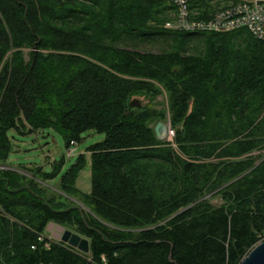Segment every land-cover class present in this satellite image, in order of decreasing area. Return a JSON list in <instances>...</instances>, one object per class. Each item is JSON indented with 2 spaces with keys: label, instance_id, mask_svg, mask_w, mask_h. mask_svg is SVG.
I'll use <instances>...</instances> for the list:
<instances>
[{
  "label": "trees",
  "instance_id": "trees-1",
  "mask_svg": "<svg viewBox=\"0 0 264 264\" xmlns=\"http://www.w3.org/2000/svg\"><path fill=\"white\" fill-rule=\"evenodd\" d=\"M174 10L172 0H0V163L12 132L55 131L68 147L105 136L89 150L90 195L77 188L84 156L63 177L69 204L0 171V264H241L264 242V155L252 156L264 152V43L247 30L169 31ZM157 44L163 52L145 49ZM161 88L173 144L155 132L164 111L130 107ZM51 224L88 240L90 254L48 243Z\"/></svg>",
  "mask_w": 264,
  "mask_h": 264
},
{
  "label": "rangeland",
  "instance_id": "rangeland-1",
  "mask_svg": "<svg viewBox=\"0 0 264 264\" xmlns=\"http://www.w3.org/2000/svg\"><path fill=\"white\" fill-rule=\"evenodd\" d=\"M221 7H223V5H206L201 9L203 14H198L197 19L206 20L207 12L219 9ZM174 15V11L169 12L168 17L170 21L176 20ZM170 21L167 22L166 26L170 24ZM203 46L204 45L199 41L194 42L191 46L189 54H199L203 49ZM145 49L147 51L159 53L163 52L165 47L161 44L146 45ZM161 90L163 92L162 95H159L156 98L142 96L135 97L134 100L139 101L143 108H148L149 110L156 113L164 111L167 115V122L165 123L167 124L169 122L171 123L169 96L165 89L161 88ZM156 123L157 122L154 123V126ZM10 137L13 142L14 150L9 158L8 163H0V171L3 173L16 174L17 177L23 180H32V183H37L39 187L46 189L47 192L45 193L48 199L54 200L56 203L63 204L66 201L62 200V198L65 197L61 190L62 179L70 171V169L77 164L78 159L81 156H84L86 159V166L79 175L77 180V188L85 195L91 194L92 168L89 150L92 147L103 143L105 141L104 135L98 134L94 131L86 132L83 134L81 142L73 148L67 146V143L61 134L51 130H42L33 134L26 133L25 135L12 132ZM169 142L173 144L174 140ZM174 149L177 150L178 147L175 145ZM261 155H264V152L254 153L252 156L254 158H258ZM245 158H240L239 161H242ZM38 170H41L44 175H52L56 172L57 177L48 181L47 183L43 182L40 176H37ZM67 200H69L71 204L74 203L76 205L75 208L80 210L83 214L90 213L89 208L86 207L82 201L70 197H68ZM66 204L69 203L66 202ZM214 204L218 205V202L214 201ZM59 228L61 227L54 224L49 225L47 232L44 235L45 238H43L47 240L48 243L60 242L58 236V232H60ZM263 243L264 242H261L260 244Z\"/></svg>",
  "mask_w": 264,
  "mask_h": 264
},
{
  "label": "built area",
  "instance_id": "built-area-1",
  "mask_svg": "<svg viewBox=\"0 0 264 264\" xmlns=\"http://www.w3.org/2000/svg\"><path fill=\"white\" fill-rule=\"evenodd\" d=\"M206 5L223 7L207 12L206 20L197 19ZM172 6L176 20L166 26L169 31L229 34L247 30L256 40L264 43V0H172ZM175 136L171 128L167 140L173 141ZM77 145L73 142L70 148Z\"/></svg>",
  "mask_w": 264,
  "mask_h": 264
},
{
  "label": "water",
  "instance_id": "water-1",
  "mask_svg": "<svg viewBox=\"0 0 264 264\" xmlns=\"http://www.w3.org/2000/svg\"><path fill=\"white\" fill-rule=\"evenodd\" d=\"M130 107L132 109L140 110L143 108L142 104L134 100ZM172 128L171 123H159L155 128V132L159 141H166L168 138V131ZM87 224V223H86ZM58 232L59 241L67 244L71 248L79 251L82 254H90V242L81 236H78L70 231H66L63 228H59ZM241 264H264V243L256 247Z\"/></svg>",
  "mask_w": 264,
  "mask_h": 264
}]
</instances>
